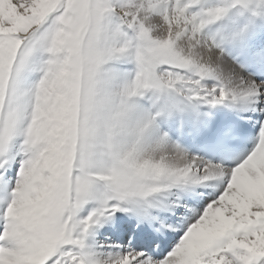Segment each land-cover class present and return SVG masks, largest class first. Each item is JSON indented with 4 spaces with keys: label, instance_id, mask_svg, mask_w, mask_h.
I'll return each mask as SVG.
<instances>
[{
    "label": "snow or ice",
    "instance_id": "6c2138e0",
    "mask_svg": "<svg viewBox=\"0 0 264 264\" xmlns=\"http://www.w3.org/2000/svg\"><path fill=\"white\" fill-rule=\"evenodd\" d=\"M0 264H264V0H0Z\"/></svg>",
    "mask_w": 264,
    "mask_h": 264
}]
</instances>
